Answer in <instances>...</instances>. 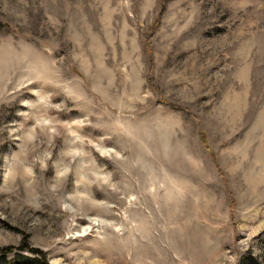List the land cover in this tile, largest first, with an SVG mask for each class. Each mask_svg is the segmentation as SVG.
<instances>
[{
    "label": "rangeland",
    "instance_id": "rangeland-1",
    "mask_svg": "<svg viewBox=\"0 0 264 264\" xmlns=\"http://www.w3.org/2000/svg\"><path fill=\"white\" fill-rule=\"evenodd\" d=\"M10 246V264H264V0H0Z\"/></svg>",
    "mask_w": 264,
    "mask_h": 264
},
{
    "label": "trees",
    "instance_id": "trees-1",
    "mask_svg": "<svg viewBox=\"0 0 264 264\" xmlns=\"http://www.w3.org/2000/svg\"><path fill=\"white\" fill-rule=\"evenodd\" d=\"M19 252L20 251H17V248L13 246L0 249V262H1L0 264H10L7 262L8 257L12 254L20 255ZM38 264H47V263H38Z\"/></svg>",
    "mask_w": 264,
    "mask_h": 264
}]
</instances>
